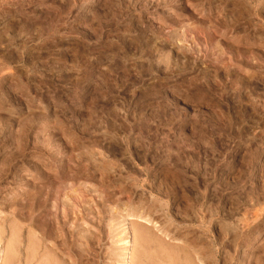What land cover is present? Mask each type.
Segmentation results:
<instances>
[{
  "label": "rangeland",
  "instance_id": "obj_1",
  "mask_svg": "<svg viewBox=\"0 0 264 264\" xmlns=\"http://www.w3.org/2000/svg\"><path fill=\"white\" fill-rule=\"evenodd\" d=\"M0 264H264V0H0Z\"/></svg>",
  "mask_w": 264,
  "mask_h": 264
},
{
  "label": "bare ground",
  "instance_id": "obj_2",
  "mask_svg": "<svg viewBox=\"0 0 264 264\" xmlns=\"http://www.w3.org/2000/svg\"><path fill=\"white\" fill-rule=\"evenodd\" d=\"M249 65H251V64H249ZM248 65V66H249ZM252 67V66H251ZM248 69V68H247ZM248 71H249V69H248ZM250 72V71H249ZM250 74V73H249ZM248 78L250 79V77H249V75H248ZM141 219V223H143V224H145V225H151L152 224V222L150 221V219H148V218H140ZM154 226H156L157 228H158V224L157 223H154ZM141 227V226H140ZM157 230V229H156ZM158 230H159V228H158ZM161 230V229H160ZM160 230H159V232H160ZM140 232L141 231H139V228L137 229V230H135V233H136V236L137 237H139V235H140ZM142 234V233H141ZM147 234V233H146ZM162 235V234H161ZM168 236V235H167ZM166 237V236H165ZM126 261V260H125Z\"/></svg>",
  "mask_w": 264,
  "mask_h": 264
}]
</instances>
